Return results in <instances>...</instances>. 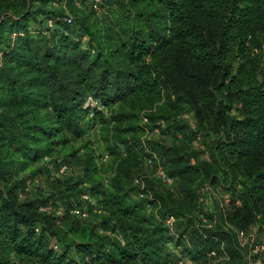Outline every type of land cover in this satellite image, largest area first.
Listing matches in <instances>:
<instances>
[{"label": "trees", "instance_id": "obj_1", "mask_svg": "<svg viewBox=\"0 0 264 264\" xmlns=\"http://www.w3.org/2000/svg\"><path fill=\"white\" fill-rule=\"evenodd\" d=\"M78 1L98 16L78 21L77 0H0V264H179L181 225L194 216L202 226L194 258L218 249L225 264H246L250 244L238 233L264 226V0H102L101 11ZM183 111L217 134L211 158L161 144L179 196L156 180L137 183L133 167L144 156L156 164L159 145L141 138L144 119ZM86 124L100 126L120 159L108 183L92 153L84 163L81 196L102 208L98 226L70 212L78 204L59 227L19 191ZM220 183L240 205L231 224L210 226L199 193ZM167 215L181 232L172 246Z\"/></svg>", "mask_w": 264, "mask_h": 264}, {"label": "rangeland", "instance_id": "obj_2", "mask_svg": "<svg viewBox=\"0 0 264 264\" xmlns=\"http://www.w3.org/2000/svg\"><path fill=\"white\" fill-rule=\"evenodd\" d=\"M38 3L40 4V2ZM38 3L33 2L32 6L36 7L39 5ZM77 3V6H79L74 8L77 12H75V17L78 18V21L84 20L86 16H98L97 13L95 14L89 9L85 1L81 2L77 0ZM40 5L44 10L45 5L42 3ZM60 6L64 7L65 5L61 4ZM99 16L101 18L104 17V15L100 13ZM29 24L33 31L37 30L36 28L38 25L36 19L31 18ZM262 51L264 56V49ZM232 113H235V111ZM148 123L149 122L146 123L144 121L142 123L145 131L141 133V138L143 140L149 139L159 144L155 149L157 153L156 164L148 165L146 163V156H144L136 163V166L133 167L132 176H134V179L145 177V179L148 178L152 182L156 180L153 182V185L155 184L156 187H159L160 183L162 188H171L172 192L175 193L176 196H179L176 183L173 187H168L158 176L157 171L159 166L168 165L169 169L171 167L169 166L166 153L164 150L160 149V145L185 148L191 151L196 150L200 153L201 159L208 160L211 158V140L216 137L217 134H212L210 131H200L194 114L187 111L178 112L169 122L159 121V123L156 124ZM85 127L86 132L83 136H70L71 142L67 146L57 148L47 160L44 159L37 163L36 166L42 168L40 174L33 178H27L25 185L19 191L20 201L35 202L39 204V206L44 204L40 212L51 220L54 219V224L59 227H61L59 218L67 212L68 208H72V206L78 204L83 205L89 212V217L80 220L86 224L98 226L104 214H99L95 210L101 207L92 196H90V201L84 199L85 193L81 196V192L87 190L90 183L84 172V163L92 153L98 170V177L108 183L113 176L114 164L120 159L119 152L114 153L111 147H109L106 139L107 135L100 131L99 125L91 128L86 124ZM195 135H200L201 139L199 143L193 141ZM106 154L109 155V157L104 159ZM132 163L135 164V162ZM65 164L68 166V169L65 173H61L60 168ZM95 174L96 172L94 176ZM78 181H81L80 187L76 188L75 183H78ZM67 186L72 187L68 190ZM238 188L240 187L238 186ZM202 189L199 194L202 193L204 204L200 205L206 212H209L208 214L212 216L213 221H206L207 223H205L212 226L213 224L216 225V222L218 224L222 219L223 221L226 219L230 223L228 219H231L230 216L234 215L237 209L236 207L240 205L237 196L233 199L230 192L225 189L221 183L207 184V186L204 187V192H202ZM135 196L134 194V198L137 197ZM182 223L181 227L182 230H185V233L181 238V245L178 246L180 248L178 253L181 256L179 264H225L226 261H228V258H225L218 249H214L217 253L216 255L208 254L206 261L202 258H194L192 254L189 253V250L192 248L193 242L197 239V231H202L201 223H199V219L195 216L191 219V222L184 223L183 221ZM249 229H251L250 232L255 237L256 242H264V226L259 229L258 226L251 225ZM174 230H170L171 235H174L173 241L170 244L171 246L175 245L177 243L176 240L181 237V232H174ZM249 258V254L248 256L246 255V264H248Z\"/></svg>", "mask_w": 264, "mask_h": 264}, {"label": "built area", "instance_id": "obj_3", "mask_svg": "<svg viewBox=\"0 0 264 264\" xmlns=\"http://www.w3.org/2000/svg\"><path fill=\"white\" fill-rule=\"evenodd\" d=\"M101 2L102 0H92V7L94 8V10L96 11H101ZM53 5L55 6H60L61 4H57L56 2H53ZM68 22H72V18L68 17L67 18ZM145 122H147V119H144ZM200 136L194 137L193 141L195 143H199L200 140ZM109 157V155H105L104 159H107ZM48 157L45 158V160H47ZM146 163L148 165H153L154 164V160L152 157H146ZM68 169V166L62 165L60 168V172L61 173H65L66 170ZM158 176L165 182L166 185L172 187L174 185V178H172L167 171L164 169L163 166H159L158 167ZM137 183H140L139 179L135 180ZM202 192H204V188L202 189ZM141 197H143V195H140ZM84 199L90 201V195L89 194H85L84 195ZM199 202L201 204H204V197L202 196V193L199 196ZM238 203H240V200H238ZM96 212L103 213L102 208H96L95 210ZM70 212L81 218V219H86L87 217H89V212L88 210L84 207V206H76L73 207ZM200 218L202 219V221H206V219L204 218V214H200ZM177 222V218L174 215H167L165 218V223L166 226L169 227L170 230H174L175 228V224ZM238 237L240 240V243L242 246H245L247 243L250 244V253L249 254V261L248 264H264V242H256L255 237L253 236V234L247 235L244 231H240L238 233ZM223 248V247H222ZM216 251L213 250L210 252V255H216ZM247 254V256H248ZM223 255L225 256V258H228L227 254L225 252H223Z\"/></svg>", "mask_w": 264, "mask_h": 264}]
</instances>
